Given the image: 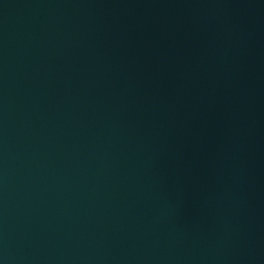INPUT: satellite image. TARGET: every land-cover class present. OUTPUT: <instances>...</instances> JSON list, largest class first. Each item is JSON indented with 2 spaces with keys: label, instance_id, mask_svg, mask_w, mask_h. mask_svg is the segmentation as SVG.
Masks as SVG:
<instances>
[{
  "label": "water",
  "instance_id": "95a60500",
  "mask_svg": "<svg viewBox=\"0 0 264 264\" xmlns=\"http://www.w3.org/2000/svg\"><path fill=\"white\" fill-rule=\"evenodd\" d=\"M0 264H264V0H0Z\"/></svg>",
  "mask_w": 264,
  "mask_h": 264
}]
</instances>
